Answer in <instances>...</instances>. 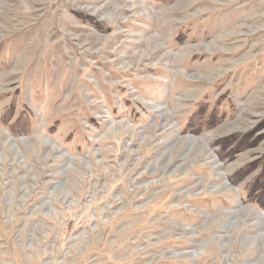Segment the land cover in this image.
<instances>
[{"label": "rangeland", "instance_id": "obj_1", "mask_svg": "<svg viewBox=\"0 0 264 264\" xmlns=\"http://www.w3.org/2000/svg\"><path fill=\"white\" fill-rule=\"evenodd\" d=\"M262 205L264 0H0V264H264Z\"/></svg>", "mask_w": 264, "mask_h": 264}, {"label": "trees", "instance_id": "obj_2", "mask_svg": "<svg viewBox=\"0 0 264 264\" xmlns=\"http://www.w3.org/2000/svg\"><path fill=\"white\" fill-rule=\"evenodd\" d=\"M24 118H28V117H24ZM20 119H21V118H20ZM28 125H29V123L22 122L21 124L18 125V128H15V129L13 130V132H14L15 134H18V133H24V132L27 131ZM258 204H259V203H258ZM260 204H261V203H260ZM259 206H260V205H259ZM261 208H263V210H264V206H263V205H262Z\"/></svg>", "mask_w": 264, "mask_h": 264}]
</instances>
